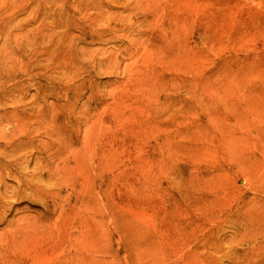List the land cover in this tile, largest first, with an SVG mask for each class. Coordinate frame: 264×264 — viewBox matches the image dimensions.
<instances>
[{
  "label": "rangeland",
  "instance_id": "rangeland-1",
  "mask_svg": "<svg viewBox=\"0 0 264 264\" xmlns=\"http://www.w3.org/2000/svg\"><path fill=\"white\" fill-rule=\"evenodd\" d=\"M0 264H264V0H0Z\"/></svg>",
  "mask_w": 264,
  "mask_h": 264
}]
</instances>
